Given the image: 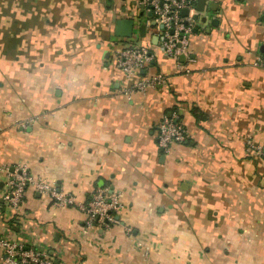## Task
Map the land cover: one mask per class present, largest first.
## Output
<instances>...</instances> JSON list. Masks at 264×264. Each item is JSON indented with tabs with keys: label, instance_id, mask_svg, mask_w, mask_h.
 I'll use <instances>...</instances> for the list:
<instances>
[{
	"label": "crops",
	"instance_id": "0c3cea01",
	"mask_svg": "<svg viewBox=\"0 0 264 264\" xmlns=\"http://www.w3.org/2000/svg\"><path fill=\"white\" fill-rule=\"evenodd\" d=\"M200 7L187 54L172 60L138 0H0V239L64 264H264V0ZM119 19L154 48L138 77L111 61L112 42L128 39L114 36ZM164 116L187 134L168 152ZM5 167L76 205L29 189L10 210ZM97 189L120 195L117 223L84 224L78 206Z\"/></svg>",
	"mask_w": 264,
	"mask_h": 264
},
{
	"label": "built area",
	"instance_id": "2783aa9c",
	"mask_svg": "<svg viewBox=\"0 0 264 264\" xmlns=\"http://www.w3.org/2000/svg\"><path fill=\"white\" fill-rule=\"evenodd\" d=\"M143 11L149 14L148 24L152 36L159 41V47L165 57L176 60L187 54L188 37L192 33L195 20L192 17L197 0H138ZM186 15H182L183 11ZM132 38L115 40L111 44L110 57L113 65L127 78L140 76L153 61L152 50ZM255 66L264 69V55L256 59ZM163 82L162 78L143 77L124 89L125 95L144 92ZM158 146L164 152L170 151L175 144H181L186 139V130L176 117L164 116L158 124ZM261 154V150L258 149ZM264 160V155H263ZM6 176V188L2 201L10 210H18L23 204L27 190L50 199L56 207L75 206L72 195L63 193L54 183L42 178L33 177L23 168H3ZM78 206V205H77ZM85 215L84 224L107 227L117 223L116 216L122 210L120 195L108 193L106 189L95 190L89 200L78 206ZM2 252L1 264H64L55 261L46 252L26 248L7 239H0Z\"/></svg>",
	"mask_w": 264,
	"mask_h": 264
},
{
	"label": "water",
	"instance_id": "95a60500",
	"mask_svg": "<svg viewBox=\"0 0 264 264\" xmlns=\"http://www.w3.org/2000/svg\"><path fill=\"white\" fill-rule=\"evenodd\" d=\"M205 0H198L197 3L199 4L200 11L203 10ZM187 11H183L182 15H186ZM132 29H133V21L130 19H119L116 20L114 24V36L118 38H130L132 35ZM144 30V26L141 28ZM118 219V218H116Z\"/></svg>",
	"mask_w": 264,
	"mask_h": 264
}]
</instances>
